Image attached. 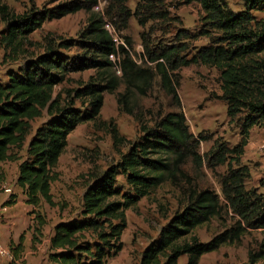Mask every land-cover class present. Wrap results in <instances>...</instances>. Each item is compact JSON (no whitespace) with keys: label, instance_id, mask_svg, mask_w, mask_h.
Returning a JSON list of instances; mask_svg holds the SVG:
<instances>
[{"label":"trees","instance_id":"1","mask_svg":"<svg viewBox=\"0 0 264 264\" xmlns=\"http://www.w3.org/2000/svg\"><path fill=\"white\" fill-rule=\"evenodd\" d=\"M104 1L107 7L103 13L92 12L98 0H71L51 10L32 8L21 16H14L0 4V19L4 24L0 38L4 53L0 64L15 61L27 37L39 30L45 20L80 11L88 14L86 26L75 42L83 50L82 57H62L48 45L42 55L15 73L7 72L6 80L0 81V182L1 165L17 163L15 186L23 195L24 204L32 208L42 203L57 207L50 188L58 181L55 169L67 146V138L79 125L98 118L102 94H111L116 88L109 55L118 57L115 65L127 86L145 94L156 77L162 89L175 99L172 73L190 65L214 69L219 74L220 100L225 103L226 117L239 130L238 144L229 149L215 143L206 154L199 155L198 144L192 141L182 114L158 118L152 127L143 128L142 136L115 165L86 186L79 216L54 227L48 260L54 264H107V259L121 250L124 212L164 182H171L190 158L199 166L205 162L211 171L226 167L218 181L223 204L211 190L187 194L182 211L175 213L160 230L156 241L142 253L140 264H177L181 257L186 258L185 264H197L202 255L216 251L221 245L239 242L251 231L259 232L261 239L255 249L247 251L245 264H264V197L255 189H245L250 174L240 163L250 131L254 127L264 129V57H261L264 54V0H240L243 10L238 13H233L225 0H136L132 12L126 6L127 0ZM190 4L198 5L202 13L195 34L179 30L168 45H150L148 37L141 34L142 66L133 62L124 47L116 48L104 30V24H110L130 48L129 38L121 36L130 19L144 29L149 22L169 21L168 9ZM253 14L261 17L258 19ZM191 39H205L207 46L187 57V43ZM71 47L68 42L59 46L62 50ZM85 69L102 72L100 81L105 86L98 90L96 84H87L73 92L74 98L89 101V108L80 113L71 105H61L60 95H54V87L68 74ZM43 111L48 114V121L35 130L24 155L20 156L30 134V123L39 119ZM111 136L114 141L118 139L115 129ZM117 177L124 179L129 191L127 196L121 195ZM13 199L6 204L12 205ZM222 212L234 221L228 230L206 244L197 243L195 238L186 241L195 228L218 218ZM20 245L12 250L14 255Z\"/></svg>","mask_w":264,"mask_h":264},{"label":"rangeland","instance_id":"2","mask_svg":"<svg viewBox=\"0 0 264 264\" xmlns=\"http://www.w3.org/2000/svg\"><path fill=\"white\" fill-rule=\"evenodd\" d=\"M69 1L71 0H0V4L14 16H21L32 8L35 11H46ZM98 2L101 4L98 10L103 13L107 4L104 0ZM225 2L233 13L243 10L240 0ZM135 5L136 0H127L126 6L131 12ZM168 10L169 21L149 22L144 29L140 28L134 19L127 22V28L121 32V36L129 38L131 47H127V50L132 52L134 58L140 52L144 53L141 34L148 37L150 45L159 43L168 45L174 40L177 31L184 30L194 35L198 30V21L202 15L198 5H180L176 9ZM92 12L96 13L95 9ZM253 16L258 19L261 17L255 14ZM87 18L88 14L80 11L63 18L45 20L39 30L27 37L15 61L0 64V81L6 80L7 72L15 73L27 62L42 55L48 45L53 46L56 53L62 57H82L83 50L75 42L79 40V34L84 30ZM3 30L4 24L0 19V38ZM66 42L72 47L68 50L60 49L59 46ZM187 44L188 57L194 50L207 46V41L191 39ZM3 53L0 39V60ZM261 57H264V54ZM143 64L144 62H139L138 65ZM100 76L102 72L92 69L68 74L60 85L54 87V95H60L61 105H71L82 113L89 108V101L74 98L73 92L81 90L87 84H96L98 90H101L105 83L100 81ZM113 78L116 79V88L111 94L107 92L102 94L103 102L98 118L93 122L79 125L67 138V146L55 169L58 181L50 188L53 202L57 207H49L42 203L38 208L29 209L24 204L23 195L15 186L17 163L1 165L0 235L3 234L5 247L1 244L0 247L12 253V250L21 244L19 252L16 255L12 253L17 258L16 264H54L48 260L49 243L54 227L79 216L86 186L115 165L130 145L142 136L143 128L152 127L158 118L167 114H182L192 135V141L198 144L199 155L206 154L215 143L224 144L231 149L240 141L237 126L234 123L230 124L226 117L225 103L220 100L219 74L214 69L190 65L172 73L171 82L176 99L162 89L156 77L145 94L127 86L122 73L118 75L114 70ZM48 119V114L43 111L39 119L30 123V134L20 156L24 155L27 143L35 130L43 126ZM112 129H115L118 135L116 141L112 139ZM261 147H264V129L254 127L249 133L240 163L248 168L250 174L245 189H255L263 195L264 151ZM248 149H251L252 155H249ZM256 156H260L259 160ZM225 172V166L215 167L211 171L206 168L205 162L199 166L190 158L187 159L176 173L173 182H164L148 197L140 199L133 208L124 212L125 229L120 237L121 250L107 259V264H140L142 253L156 241L160 230L168 224L174 214L182 211L190 192L211 190L223 204L218 181ZM116 184L120 187L121 195L129 194L122 177H117ZM3 189H9L10 194H5ZM5 197L6 202L11 201V198H15V202L7 205L4 202ZM3 208L5 211H2ZM9 217L12 218L10 222L7 220ZM233 223L231 216L222 212L218 218L195 228L186 241L195 238L197 243L206 244L228 230ZM9 237L15 242L9 243ZM260 239L259 232H246L239 242L221 245L216 251L202 255L197 264H245L247 251L255 249ZM185 263V257L177 261V264Z\"/></svg>","mask_w":264,"mask_h":264},{"label":"built area","instance_id":"3","mask_svg":"<svg viewBox=\"0 0 264 264\" xmlns=\"http://www.w3.org/2000/svg\"><path fill=\"white\" fill-rule=\"evenodd\" d=\"M101 4L98 2V5L95 6L93 9H95L96 12L101 13V11L98 10V8H100ZM104 30L109 34V36L112 38L113 43L115 44V47L117 48L118 46H122L124 47V49L127 51V53L129 54L130 58L133 60V62L138 65L139 62H141L140 57L143 55L142 52H140V54L142 55H137L136 58L133 57L132 52H129L127 49V47L125 46V44L118 38L116 32L114 31V29L112 28V26L108 23L104 24ZM108 60L114 65V70L116 74H120V69L119 67H117L115 64L118 62V57L115 54H111L108 56ZM261 150L264 151V147H261ZM3 192L5 194H10V190L9 189H3ZM2 211H5V208L2 209ZM0 258L4 259L6 262H8L9 264H12L15 262V259L12 255V253L7 250L4 249L2 247H0Z\"/></svg>","mask_w":264,"mask_h":264},{"label":"crops","instance_id":"4","mask_svg":"<svg viewBox=\"0 0 264 264\" xmlns=\"http://www.w3.org/2000/svg\"><path fill=\"white\" fill-rule=\"evenodd\" d=\"M249 150V155H252L251 154V149H248ZM259 158H260V156H256V159H258L259 160ZM263 195H264V192L262 193ZM6 200H7V197H5L4 198V202H6ZM13 202H15V200L13 199ZM29 209L30 208H32V207H29V206H27ZM11 219L12 218H8L7 220L10 222L11 221ZM3 221V220H2ZM9 227H11L10 225H8ZM12 227H13V225H12ZM2 234V233H1ZM3 235V234H2ZM2 235H0V244L2 245V246H4L5 247V245H4V239H3V236ZM12 243V242H15V240H13L11 237H9V243ZM23 249V248H22ZM14 259L15 260H17V258L16 257H14ZM17 262L15 261L14 263H12V264H16ZM0 264H9L8 262H6L4 259H2V258H0Z\"/></svg>","mask_w":264,"mask_h":264}]
</instances>
